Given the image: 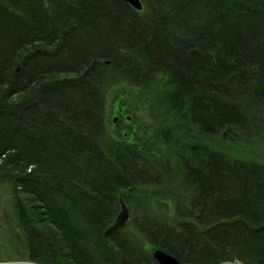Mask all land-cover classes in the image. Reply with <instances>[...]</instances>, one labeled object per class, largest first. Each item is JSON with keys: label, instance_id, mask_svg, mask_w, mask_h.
Wrapping results in <instances>:
<instances>
[{"label": "trees", "instance_id": "1", "mask_svg": "<svg viewBox=\"0 0 264 264\" xmlns=\"http://www.w3.org/2000/svg\"><path fill=\"white\" fill-rule=\"evenodd\" d=\"M142 4L0 0V179L24 250L43 264H159L125 228L104 234L120 198L153 203L172 171L161 154L185 136L169 162L191 191L187 214L145 206L136 229L182 264H264V162L221 148L255 152L264 135V0ZM106 78L165 81L183 130L107 142Z\"/></svg>", "mask_w": 264, "mask_h": 264}, {"label": "rangeland", "instance_id": "2", "mask_svg": "<svg viewBox=\"0 0 264 264\" xmlns=\"http://www.w3.org/2000/svg\"><path fill=\"white\" fill-rule=\"evenodd\" d=\"M108 80V81H106ZM102 87L104 95V117L107 142L120 141L123 139L142 138L146 136H156L159 129L178 124L182 126L183 121L181 115L176 110L172 109L167 103V92L165 81L158 80L157 84H151L148 87L135 86L132 83H114L109 78ZM182 122V124H181ZM170 136V135H169ZM171 137V136H170ZM176 138V137H174ZM210 144L214 140V145L217 147L220 139L205 138ZM184 141L185 136H179L175 141H168L170 144L166 151L161 154L162 157L167 156L168 164L171 165L172 171L168 182L161 188L153 203L150 205L145 195L140 191H133L131 197L125 201L130 210V219L124 227V233L128 236L134 245L140 246L152 252L151 246L145 238L140 235L135 225L133 224V216L137 212H143L145 206H152V210L158 216L176 222L186 215V209L190 202L191 191L185 184V179L181 170L177 167L176 159L169 162L173 152L175 142ZM257 150H253V146L249 143L241 142V147L237 148L228 144L221 148L232 152L243 151L248 156H257L260 162H264V135L254 142ZM161 144H166L161 140ZM163 147V146H162ZM164 148V147H163ZM239 152V153H240ZM160 156V157H161ZM6 154L0 158V164ZM159 157V158H160ZM13 188L8 181L0 179V264H43L35 262L28 258V254L24 250L23 243L20 241V236L23 230L19 226L16 217V208L14 204ZM181 206V207H180ZM121 210V207H120ZM119 210V211H120ZM119 213V212H118ZM223 264H242L240 261H226Z\"/></svg>", "mask_w": 264, "mask_h": 264}, {"label": "water", "instance_id": "3", "mask_svg": "<svg viewBox=\"0 0 264 264\" xmlns=\"http://www.w3.org/2000/svg\"><path fill=\"white\" fill-rule=\"evenodd\" d=\"M126 1L128 4L133 6L135 9L142 10L144 8L142 4V0H122ZM121 210L117 214L118 216L115 218L113 223L106 229L105 236H109L113 232L120 231L124 229L126 226L127 221L130 219V210L125 203L123 197L120 198ZM152 257L155 261L159 264H182V260L179 259L177 256L171 254L170 252H166L162 248H154L151 252Z\"/></svg>", "mask_w": 264, "mask_h": 264}]
</instances>
